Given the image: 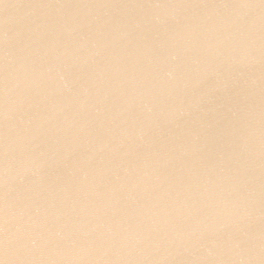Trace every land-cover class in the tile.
<instances>
[{"label": "water", "instance_id": "1", "mask_svg": "<svg viewBox=\"0 0 264 264\" xmlns=\"http://www.w3.org/2000/svg\"><path fill=\"white\" fill-rule=\"evenodd\" d=\"M0 264H264V0H0Z\"/></svg>", "mask_w": 264, "mask_h": 264}]
</instances>
